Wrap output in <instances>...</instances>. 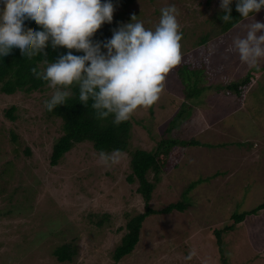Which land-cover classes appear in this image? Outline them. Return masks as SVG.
Wrapping results in <instances>:
<instances>
[{
	"label": "rangeland",
	"instance_id": "1",
	"mask_svg": "<svg viewBox=\"0 0 264 264\" xmlns=\"http://www.w3.org/2000/svg\"><path fill=\"white\" fill-rule=\"evenodd\" d=\"M171 5L183 32L180 68L167 75L157 102L132 114V146L155 150L165 148V139H178L150 205L161 209L186 200L187 208L150 215L135 249L119 264H264V209L226 229L234 224L233 214L264 203V61L249 66L231 47L254 21L264 22V9L222 32L220 0H137L118 26L136 15L154 29L161 9ZM192 61L208 88L197 100L187 97L190 78L187 74V84L182 75ZM248 76L244 96L228 88ZM53 91L49 86L30 94L0 91V165L13 159V133L24 142L14 159L12 185L18 188L0 196V264H115L113 252L128 218L146 206L138 182L128 179L132 156L114 152L105 162L85 141L52 166V145L62 134L61 120L45 117L44 101ZM14 104L11 119L6 110ZM180 113L182 121L169 131ZM192 139L201 144L181 143ZM25 145L31 155L24 154ZM57 229L62 233L53 235ZM65 241L75 242L78 253L60 262L53 250Z\"/></svg>",
	"mask_w": 264,
	"mask_h": 264
},
{
	"label": "clouds",
	"instance_id": "2",
	"mask_svg": "<svg viewBox=\"0 0 264 264\" xmlns=\"http://www.w3.org/2000/svg\"><path fill=\"white\" fill-rule=\"evenodd\" d=\"M233 0H220L222 20L232 19ZM242 17L264 9V0H235ZM113 0H0V59L16 50L24 58L47 55L49 45L68 49L41 70L31 71L54 89L44 101L48 111L67 103L72 86L79 101L96 110L98 118L113 116L120 124L138 108L158 101L171 70L181 63L183 32L174 5L161 9L154 29L133 15L104 40L94 39L105 23H112ZM29 24L40 27L32 30ZM264 22L254 21L246 35L234 38L232 48L241 62L258 66L264 61ZM101 158L108 157L101 152ZM114 162V161H113Z\"/></svg>",
	"mask_w": 264,
	"mask_h": 264
},
{
	"label": "trees",
	"instance_id": "3",
	"mask_svg": "<svg viewBox=\"0 0 264 264\" xmlns=\"http://www.w3.org/2000/svg\"><path fill=\"white\" fill-rule=\"evenodd\" d=\"M137 0H113L115 11H118V17L112 21V23H105L102 25L94 37L96 40H104L105 38L112 36V30L118 27V18L126 15V11ZM221 12L219 19L222 32L230 31L234 26L240 23L244 17L236 9L235 0L232 4V19L228 22L222 20ZM254 13H251L252 15ZM130 15L129 17H132ZM28 28L37 30L40 26L37 24H29ZM208 36L203 37V41L207 42ZM66 47L53 49L50 45L46 48L47 55L40 53L31 58H24L19 50H16L15 55L9 57L7 60L0 59V91L5 95H13L18 91L23 93H34L39 90H43L48 86V82L38 78L31 69L37 67L41 70L47 66V63L53 62L61 53L67 52ZM179 69L180 67L177 66ZM183 69V68H182ZM184 81L187 82V74L190 78L191 91L187 94V97L198 98L202 92L208 89L206 86L200 83V68L196 61L190 62V65L185 64L183 72ZM197 77V79L193 78ZM193 78V79H192ZM250 83V76H248L242 82H235L228 85L230 90L240 93L242 96L243 88L247 87ZM189 86V85H188ZM72 95L67 99V103L57 106L52 111H48L45 107V117L54 120H61L62 134L58 136L56 141L52 145V151L50 156V164L57 166L72 151L74 147L85 141L93 143L94 148L101 152H104L106 156L114 152H127L129 151L131 159L132 173L128 176V179L132 182H138V193H140L145 201V210L130 216L127 222V232L122 237V241L118 244L113 252V258L115 264L119 262L128 254L132 253L136 245L140 240L141 229L146 219L153 214L169 213L174 210L184 211L187 208L186 200H180L170 203L169 205L156 209L150 205L153 198V192L161 180V172L163 171V165L168 162V156H170L172 148L179 142L178 139L169 138L162 141L167 145L165 148L160 146L155 150H148L145 148H135L132 146V128L133 122L130 118L127 121H123L120 124L113 123V116L110 115L107 118H98L96 110L91 107L92 100L90 99L85 105L79 101V88L78 86H72ZM196 98V100H197ZM189 104V103H188ZM190 106V105H189ZM17 105H12L6 110V115L11 119H15V111ZM183 114H178L172 121L169 131L174 129L175 125L180 123L183 119ZM16 147L13 149V159H9L4 164L0 165V196L4 194H11L16 191L18 187H14L12 183L15 180L17 174V163L14 159L20 158V150L23 145L22 136L17 132L13 133ZM183 145H199L201 141L189 140L181 141ZM25 155H31L33 153L31 146L25 145L23 148ZM19 161V160H18ZM153 173V179H150L149 175ZM194 183L191 184L192 188ZM15 188V189H14ZM187 190L185 194L187 195ZM189 198V197H188ZM32 205V204H31ZM28 207V206H27ZM27 207L23 206L22 209ZM264 209V203L256 206L255 208L246 212H236L232 218L234 224L227 225L226 229H233L237 223H240L246 219L248 215L257 214L260 210ZM14 208L9 210V213H13ZM65 222V221H64ZM103 221L101 220L100 224ZM75 228L73 227L72 231ZM62 233L61 229L54 230L53 235ZM216 234L221 239V231L216 230ZM78 253V248L75 242L65 241L60 246L53 250V254L60 262L73 261Z\"/></svg>",
	"mask_w": 264,
	"mask_h": 264
}]
</instances>
